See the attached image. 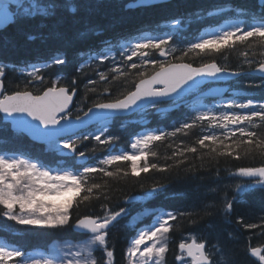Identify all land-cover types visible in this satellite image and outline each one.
<instances>
[{
	"label": "trees",
	"instance_id": "16d2710c",
	"mask_svg": "<svg viewBox=\"0 0 264 264\" xmlns=\"http://www.w3.org/2000/svg\"><path fill=\"white\" fill-rule=\"evenodd\" d=\"M133 0H81L79 14L73 15L66 10H53L51 5L58 0L45 1L44 14L19 16L16 20L0 31V65L6 69L1 78L6 93L27 89L33 94H41L55 81L57 86L67 87L69 91L76 90V98L72 107V117L79 112L83 114L97 102H111L122 99L135 84L159 70L154 62L168 64L189 63L199 67L203 63L216 62L228 71L238 72L239 75L230 83V94L226 98L237 103H246L253 99L254 103L264 102V86L261 79L249 75V71L256 68L264 59V48L259 46L246 48L238 46L236 49L225 48L219 53L211 55L189 53L183 55L188 45L201 38L210 29L222 26L232 20H245L243 15H237L234 7L255 10L257 0H171L142 8H127V3ZM211 13V14H209ZM181 23L173 27V20ZM86 32L87 38L81 39L78 33ZM171 34L173 39L165 46L166 55L161 56L158 50L145 49L147 57L141 59L133 57L125 60L119 53L121 46L136 41L139 36L167 38ZM34 35L35 39H28ZM134 37V38H133ZM103 51L109 56L102 60L97 55L89 60L90 55ZM198 51V50H197ZM247 52L246 62L241 52ZM66 59L63 65L51 64L50 57L60 55ZM130 55V53H128ZM42 61V62H41ZM41 64L43 81H33L20 68L26 64ZM47 63L49 66L44 67ZM136 63L139 67L131 69L129 65ZM83 65V67H82ZM119 68L124 73L113 72ZM144 72V77L138 75ZM107 79L102 80L100 74ZM117 79H113V77ZM75 81V84H73ZM191 96L176 109L158 114L155 108H148L128 118H114L107 124V133L115 137L111 145H99L89 139L83 141L78 151H85L90 163H96L109 154L129 151L130 142L143 131L162 130L166 135L163 140L154 141L149 147L156 155H148L149 163H156L158 169H149L139 177L131 174L130 161H118L116 165L106 166L109 171L129 169V175L121 172L116 177H105L102 173L93 174L90 183L104 185L99 193L94 191L88 201L80 200L76 194L72 198V206L68 209L70 222L63 227H46L42 225H20L5 217L3 206L0 205V238L7 244L23 250L26 255L35 249H47L55 242L80 241L83 235L73 230V224L84 216H104L107 206L110 211L128 210L116 225L108 232V242L114 251L113 264H126L125 250L135 233L144 225L150 224L151 216H146L133 226H127L129 219L142 209H159L164 212L179 214L177 220L170 221L173 228L167 237L168 250L164 255V264H177L179 244L187 237H195L198 242H206L207 249L218 264H259L257 258L252 257L250 247L264 248V188L239 192L237 184L253 183L248 178L235 175L241 167L264 166V155L259 153L240 158L233 155H217L211 149L216 147L225 151L219 144H212L201 148L197 141L204 135L215 134L223 139L225 130L219 127H209V122H196L190 129L175 132L182 123H191L197 114ZM212 103V100H207ZM230 112L245 113L247 109L230 108ZM220 115L218 108L214 112ZM256 128H249L259 136H264V125L259 120ZM248 127L247 125H239ZM230 128L236 126H229ZM175 133L174 135H167ZM96 134V133H95ZM237 137L239 133L237 132ZM103 138V137H102ZM232 139L225 140L231 144ZM242 139H247L243 137ZM196 147L197 152L184 151L186 148ZM95 148V151H91ZM183 152V155L180 153ZM175 153V155H174ZM0 154H16L36 159L44 164L54 165L60 158L52 149L30 141L26 136L14 133L9 126L2 122L0 116ZM65 160V159H64ZM73 170H80L74 159L65 160ZM142 159L140 165L143 166ZM101 167H105L102 166ZM154 185H160L155 192H151ZM146 197L143 201H132V197ZM232 200V210L229 214L223 211L224 202ZM191 213L192 215H187ZM238 218L242 221L238 223ZM190 221H195L192 223ZM247 224H256V228H246ZM213 245L216 247L213 248ZM217 249L222 252L217 253ZM97 258L103 256L101 251L94 252ZM9 264H13L9 260Z\"/></svg>",
	"mask_w": 264,
	"mask_h": 264
},
{
	"label": "snow or ice",
	"instance_id": "6c2138e0",
	"mask_svg": "<svg viewBox=\"0 0 264 264\" xmlns=\"http://www.w3.org/2000/svg\"><path fill=\"white\" fill-rule=\"evenodd\" d=\"M258 7L253 9L234 7L237 15H243L245 20H238L235 23L229 24L222 30H218L206 38H199L195 42L188 45L183 55L189 53L196 55L219 53L225 48L236 49L238 46L246 48L261 47L264 48V0H257ZM81 0H58L57 3L51 5L53 10L63 9L68 13L77 15L81 9ZM211 14V13H209ZM7 19V13L3 4H0V20ZM181 23L176 19L172 21L173 27ZM167 38L148 37L137 41L133 44L122 46V51L119 53L125 60L131 61L133 57L141 59L147 57L148 52L145 49H155L159 51L161 56L166 55L165 46L173 39L171 34H166ZM81 39L87 38L86 32L78 33ZM28 39H35L34 35H29ZM198 50V51H197ZM130 53V55L128 54ZM102 57V60L109 58L103 51L89 56V60H94L96 56ZM245 57L246 62L251 66L252 61L247 59V52H241ZM51 64L63 65L66 59L62 54L53 55L50 57ZM158 65L159 71L149 78H141L135 84V90L129 91L122 99L117 98L111 102H97L91 108L83 112H79L72 118V113L69 105L72 103L75 88L71 91L67 87L57 86L56 82H52L51 87H47L41 94H33L26 90L15 91L11 95L4 94V84L0 79V113L6 114V119L11 118L18 124H27L24 120V115L31 117L32 121H38V125H31L33 129L41 132L42 135L50 139L56 151L61 149L67 150L68 154H72L78 160L85 158V151H78L79 145L83 141L92 139L99 145H111L115 141V137L105 136L108 129H97L99 134L89 132L84 134L77 130L90 124L99 113H94V109L100 111H121L127 110L132 105L136 104L144 98H164L169 97L172 93H176L182 86L188 84L189 81H194L195 77H218L220 74L228 73V69L219 66L216 62L203 63L199 67H193L189 63L168 64L154 62ZM45 68L49 65L45 63ZM83 67V65H82ZM131 69H137L139 66L136 63L129 65ZM33 70L28 73L32 80L28 81L31 84L33 81H43L41 69L35 65ZM5 67L0 65V78L5 75ZM113 72L124 75L119 68H113ZM256 71L262 74L261 85L264 86V59L258 63ZM232 76H238V72L228 73ZM140 77H144V72H139ZM102 80L107 77L100 74ZM117 79V77H113ZM75 84V81H73ZM163 85L162 88H153V85ZM152 107H156V101L153 100ZM227 108L247 109L245 113L239 112H222L217 116L211 110L198 111L191 123L184 122L181 126L175 129V132H180L184 129L193 128L196 122L208 121L209 127H219L225 130L223 139H219L215 134L202 136L197 143L201 148H206L208 145L205 141H211L212 144H219L225 151H219L216 147L211 149L212 153L217 155H233L235 152L236 158H240L242 152L245 156L255 155L259 153L264 155V136H259L249 128H256L255 123L259 120L264 125V102L254 103L253 99H247L246 103H237L235 100L225 105ZM236 126L230 128L229 126ZM239 125H247L248 127H240ZM41 126L43 128L41 129ZM237 132L239 136L237 137ZM168 133L167 135H174ZM165 133L148 132L143 136H138L131 144L132 149H139L138 152L129 154L128 152H117L109 154L104 159L98 162V165L91 166L83 164V170H70L67 168L52 170L46 168L41 162L33 161L32 159L12 154H0V205L3 206L2 214L9 220L15 221L20 225H42L46 227H63L70 222L68 209L72 206V199L66 205L61 207H49L43 199L37 197H46L49 194L59 195L62 191L74 189L76 196H80L81 192L85 194L80 196V200L88 201L92 198L94 191L99 193L104 185L98 183H90L94 173L100 172L105 177H116L121 172L124 176L129 175V169L132 175L139 177L141 173H147L149 169H165L159 168L156 163H149L147 157L149 154L155 156V152H151L150 145L154 141L163 140ZM76 138L73 139L72 137ZM103 137V138H102ZM247 137V139H242ZM232 139L231 144H225L224 141ZM91 151H95L93 148ZM184 151L195 153L196 147L186 148ZM175 155V153H174ZM183 155V152L180 153ZM143 159L144 164L141 166L138 159ZM118 161H130L129 169H121L116 167L115 171H109L106 166L116 165ZM105 166V167H101ZM235 175L243 178H256L253 183L237 184L236 190L245 192L255 189L257 186L264 188V166L260 167H241L236 170ZM160 185H154L151 192H155ZM19 206V212L15 211V207ZM233 201L226 200L224 202L223 211L229 214L232 210ZM105 209L104 216H84L77 219L74 227L82 230L87 235L85 242L75 246L76 250L64 252L61 256H50L41 259L30 258L26 253L17 248L9 246L6 243H0V264H9L11 259L13 264H113L114 251L109 247L108 229L122 215H127L126 208H120L119 211H110L107 206H102ZM55 215H52V212ZM45 213H49L45 215ZM152 222L140 228L131 240L127 248V256L129 264H162L164 255L168 250L167 237L173 228L170 221H175L179 216H184L186 213L174 214L172 212H154L149 211ZM187 215H192L188 213ZM195 223V221H190ZM238 223L242 221L238 218ZM264 227V225H261ZM246 228L252 229L258 227L256 224H247ZM146 241L151 243L146 244ZM144 245L143 249L141 246ZM216 246L213 245V248ZM181 252L177 256V260H181L186 256L190 259L191 264H218L214 261L213 254L208 251L206 242H197L193 237L190 242L182 241L179 244ZM102 250L103 256L97 258L94 252ZM217 253L222 252V249H217ZM249 252L252 257L258 259L259 264H264V248L250 247ZM182 264L188 262L182 261Z\"/></svg>",
	"mask_w": 264,
	"mask_h": 264
},
{
	"label": "water",
	"instance_id": "95a60500",
	"mask_svg": "<svg viewBox=\"0 0 264 264\" xmlns=\"http://www.w3.org/2000/svg\"><path fill=\"white\" fill-rule=\"evenodd\" d=\"M170 0H136L133 2H130L127 7L129 8H136V7H141V6H151V5H156V4H161V3H167ZM5 8V11L7 13V19H3L0 20V30L3 29L4 27H6L10 22H12L13 20V14L9 11L8 9V5L4 4L3 5ZM175 64V63H172ZM159 71V70H158ZM228 73H231L230 71H228ZM228 73L225 74H220L218 77H195L194 81H189L188 84L182 86L181 89H178L176 93H172L169 97H164V98H144L140 101H137L136 104L132 105L129 109L127 110H121V111H100V110H96L94 109V113H99L96 118L87 126L82 127L81 129H84L85 127H88L89 125L98 123L100 121H103L105 119L111 118V117H125V116H130L140 110H142L145 107L151 106L153 103V100L155 99L156 104H160V103H165V102H172V101H177L182 99L183 97H185L187 94H190L191 92L202 88L204 85L206 84H213V83H226L228 81H231L232 79L238 77V76H232ZM250 74L258 76L260 78H262V74L259 73L258 71H256V68L254 70H252L250 72ZM154 75V74H152ZM150 77V76H149ZM147 77V78H149ZM145 78V79H147ZM163 85H153V88H162ZM228 87L227 86H222V87H216L213 86L210 89L206 90V91H202L200 93H198L196 95V98H201V97H205V98H217V97H223L225 92L227 91ZM135 90V89H134ZM133 90V91H134ZM76 91L73 95V100L75 97ZM1 98V96H0ZM72 100V102H73ZM72 103L69 105V107H71ZM178 105H172V106H167V107H161L158 108L156 110L157 113H165L168 112L172 109L177 108ZM1 117H2V121L4 123H8L10 125V129L16 133H20L23 134L25 136H27L31 141L36 142V143H46L49 142L50 139L44 135L41 134V132L36 131L35 129H33L31 127V125H38L39 122L38 121H32L31 117H27L26 115H24V120L28 121L27 124H18L17 122L13 121L11 118H7L6 119V114L4 113H0ZM43 128V126H41V129ZM81 129H78V131H80ZM59 154H68L67 150L61 151L59 152ZM87 161V158H81V159H77V163H81L83 164L84 162ZM252 179H259V177L256 178H252ZM76 224V222L74 223V225ZM74 230L76 232L85 234L82 232V230L74 227Z\"/></svg>",
	"mask_w": 264,
	"mask_h": 264
},
{
	"label": "rangeland",
	"instance_id": "374dc122",
	"mask_svg": "<svg viewBox=\"0 0 264 264\" xmlns=\"http://www.w3.org/2000/svg\"><path fill=\"white\" fill-rule=\"evenodd\" d=\"M29 2H25L24 5H23V9L21 10L22 12V15H26L27 13L29 12H32V13H43L45 11V7H44V4L42 2V0H28ZM20 2V0H0V4H3V3H10V4H13V5H17L18 3ZM232 23H235V22H230V23H227L225 25H223L221 28H219L218 30H222L224 29L225 27H227L229 24H232ZM218 30L216 31H213V30H210L208 33H206L203 38H206L208 35H212L214 33H216ZM230 101H227L226 99L225 100H220L218 102H215V104H213V106L215 105L216 108H218V110L220 112H230V108H227L225 107V105H227ZM206 104V105H205ZM198 108H199V111H205V110H211L212 109V104L210 103H204V102H200L198 104ZM107 124H108V121L104 122V123H101L99 124L98 126H96L91 132H95L96 134H99V132L97 131V129H103L104 127H107ZM108 128V127H107ZM148 132H154V133H159L155 130H151V131H143L141 133H139L137 136H135L133 139H132V142L134 141V139L138 136H143L145 134H147ZM132 144V143H131ZM46 148L48 149H54L53 145L52 144H49L46 146ZM130 151L128 152L129 154H133L135 152H138L139 149H132V147L130 146ZM122 153V152H121ZM24 158H26L25 156H22ZM31 157V156H30ZM142 159V158H141ZM141 159H138V163L140 164L141 162ZM92 166V165H91ZM69 167V166H68ZM47 168V167H46ZM64 168H67L63 165H59L58 166H52L50 169L52 170H58V169H64ZM67 169H70L67 168ZM71 170V169H70ZM249 179V178H248ZM75 195V190L74 189H68V190H64L61 192V194L59 195H52V194H49L48 196L46 197H37V199H43V201L49 205V207H61V206H64L67 204V202L73 198V196ZM15 211L19 212V206L17 205L15 207ZM149 211H156V210H150V209H143L140 211V213H138L137 215L131 217L129 223H128V226H132L135 221H140L144 216H148V212ZM49 213H45V215H48ZM52 215H55V212L53 211L51 213ZM152 222V221H151ZM87 236L85 237V239H83L82 241H78V242H71V241H63V242H58V243H54L50 246V249L48 252H42V251H35L34 253H31L28 257L30 258H36V259H41V258H45V257H50V256H61L64 254V252H67L69 250H72V251H75L76 248L75 246H78V245H81L85 242ZM193 237H186V240L185 241H189L191 240ZM0 243H5L1 238H0ZM146 244H149L151 243L150 241H146L145 242ZM14 247V246H12ZM109 247H110V244H109ZM144 245L141 246V249H143ZM102 253L103 251L100 250ZM127 258L129 259V257L127 256ZM183 261H187V258L182 257Z\"/></svg>",
	"mask_w": 264,
	"mask_h": 264
},
{
	"label": "bare ground",
	"instance_id": "6f19581e",
	"mask_svg": "<svg viewBox=\"0 0 264 264\" xmlns=\"http://www.w3.org/2000/svg\"><path fill=\"white\" fill-rule=\"evenodd\" d=\"M142 7H148V6H141V7H136V8H142ZM134 38V37H133ZM142 37H138V39H141ZM89 57V56H88ZM138 232V231H137ZM137 232L135 233V235L137 234ZM134 235V236H135Z\"/></svg>",
	"mask_w": 264,
	"mask_h": 264
}]
</instances>
